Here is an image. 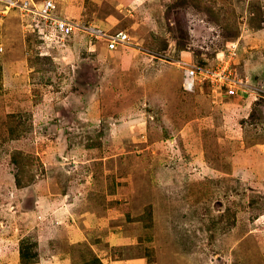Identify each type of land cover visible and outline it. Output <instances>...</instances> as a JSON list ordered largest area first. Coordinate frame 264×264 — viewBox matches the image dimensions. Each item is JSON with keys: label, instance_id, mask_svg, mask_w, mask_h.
<instances>
[{"label": "rangeland", "instance_id": "1", "mask_svg": "<svg viewBox=\"0 0 264 264\" xmlns=\"http://www.w3.org/2000/svg\"><path fill=\"white\" fill-rule=\"evenodd\" d=\"M54 2L128 43L0 24V264H264V0Z\"/></svg>", "mask_w": 264, "mask_h": 264}, {"label": "built area", "instance_id": "2", "mask_svg": "<svg viewBox=\"0 0 264 264\" xmlns=\"http://www.w3.org/2000/svg\"><path fill=\"white\" fill-rule=\"evenodd\" d=\"M56 4L54 0H0V24L10 12H15L20 16L22 26L24 24L27 30L34 33L39 40V47L34 49L39 57H49L50 51L65 47L68 42L79 32H83L90 36V39L104 40L108 50H116L128 43V35L124 32H116L112 34L105 33L95 26H86L75 22L67 17H62L56 12ZM29 20L32 23H29ZM231 51L236 49L233 43L230 45ZM182 68V88L187 92H193L195 89L198 76H201L199 67L192 65H183ZM204 80H209L216 88L225 91L227 96H232L236 92V88L241 85V81H235L231 74L225 69H204ZM200 78V79H201ZM211 79V80H210Z\"/></svg>", "mask_w": 264, "mask_h": 264}, {"label": "crops", "instance_id": "3", "mask_svg": "<svg viewBox=\"0 0 264 264\" xmlns=\"http://www.w3.org/2000/svg\"><path fill=\"white\" fill-rule=\"evenodd\" d=\"M79 233H81V232H79ZM73 236H75V242H77L78 240H82V239H79L77 232L76 233H73ZM89 246H90L91 249H93V247H94V254L97 257L98 254H99V244L93 245V244H90L89 243ZM57 261H58L59 264H63L67 260H66V257L65 256H60V257H57Z\"/></svg>", "mask_w": 264, "mask_h": 264}, {"label": "trees", "instance_id": "4", "mask_svg": "<svg viewBox=\"0 0 264 264\" xmlns=\"http://www.w3.org/2000/svg\"><path fill=\"white\" fill-rule=\"evenodd\" d=\"M16 159H17L16 157H15V158L13 157V158H12V162H13V163H16ZM22 165H23V164L20 163V164H18L17 166H18L19 169H21V168H22ZM16 185H17V187L20 186L18 179H16ZM24 255H25V254H24ZM27 258H29V257H28V256H25V257H23L21 260L23 261V260H25V259H27ZM24 263H26V264H31L30 262H29V263H27V262H23V264H24Z\"/></svg>", "mask_w": 264, "mask_h": 264}, {"label": "clouds", "instance_id": "5", "mask_svg": "<svg viewBox=\"0 0 264 264\" xmlns=\"http://www.w3.org/2000/svg\"><path fill=\"white\" fill-rule=\"evenodd\" d=\"M182 70V69H181ZM181 80H182V78H181Z\"/></svg>", "mask_w": 264, "mask_h": 264}]
</instances>
